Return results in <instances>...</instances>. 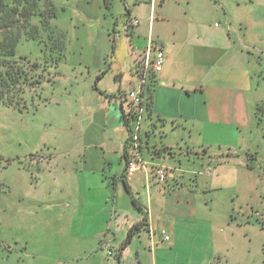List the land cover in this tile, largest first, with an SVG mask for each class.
Returning <instances> with one entry per match:
<instances>
[{
	"label": "crops",
	"instance_id": "obj_1",
	"mask_svg": "<svg viewBox=\"0 0 264 264\" xmlns=\"http://www.w3.org/2000/svg\"><path fill=\"white\" fill-rule=\"evenodd\" d=\"M63 6L72 28L81 26L71 38L78 43L70 61L71 85L81 90L70 96L86 99L79 119L88 122L78 142L89 135L91 143L81 142L75 162L57 167L59 205L72 210L82 234L97 227L99 240L113 229L102 247L121 248L142 224L127 247L107 251L118 264H195L204 252L221 258L203 209L217 202L216 191L234 194L255 173L249 154L264 138V0H69ZM149 47L162 49L165 62L144 94L151 98L138 153L144 166L130 172L133 148L122 113L130 112L127 94L138 89ZM157 118L162 129L151 125ZM158 167L168 169L165 182Z\"/></svg>",
	"mask_w": 264,
	"mask_h": 264
},
{
	"label": "rangeland",
	"instance_id": "obj_2",
	"mask_svg": "<svg viewBox=\"0 0 264 264\" xmlns=\"http://www.w3.org/2000/svg\"><path fill=\"white\" fill-rule=\"evenodd\" d=\"M55 2L58 12L53 21L57 31L54 43L46 40L44 45L42 41L29 40L17 48V58L38 65L40 83L33 87L24 84L20 94L22 109L0 102V264H118L116 256L106 253L110 248L119 253L127 247L128 234L121 248L107 243L102 247L101 242L114 238L113 229L106 230L108 236L101 235L99 240L97 227L82 234L78 218L58 202L62 196L59 181L54 178L57 167L75 162L77 147L91 142L89 135L82 144L78 142L84 132L83 123L88 122L79 119L86 99L83 94L76 100L70 96L73 89L81 88L71 85L76 80L70 62L75 60L71 51L78 43L71 38L81 26L72 28L69 14L63 12L69 0ZM59 53L64 56L61 61L57 59ZM54 58L58 66L46 68V62L50 65ZM261 92L264 94V85ZM260 119L264 132V100ZM254 147L249 156L255 173L248 180L244 178L242 186L239 182L234 194L216 191L217 202H209L210 206L203 209L205 221L214 226L210 243L221 258H207L204 252L203 260L198 258L195 264L262 263L264 138ZM211 149L223 153L219 147Z\"/></svg>",
	"mask_w": 264,
	"mask_h": 264
},
{
	"label": "trees",
	"instance_id": "obj_3",
	"mask_svg": "<svg viewBox=\"0 0 264 264\" xmlns=\"http://www.w3.org/2000/svg\"><path fill=\"white\" fill-rule=\"evenodd\" d=\"M57 12L55 0H0V102L4 105L22 109L20 94L24 91V84H31L30 87H33L40 83L38 65L24 61V58H17V48L23 41L29 40L42 41L44 45L47 44L46 40L54 43L57 31L53 21L57 17ZM63 47L59 46L62 51L65 50ZM61 49L59 52H62ZM49 51L53 53V50ZM63 58L64 56L59 53L57 59L61 61ZM54 59L50 61V65L46 62L45 67L56 68L58 62L56 58ZM150 100L151 98L147 103L148 113L151 111ZM130 106L129 114L122 113V121L131 134L137 117V108L132 102ZM151 125L159 129L164 126L163 121L158 118L156 123ZM141 227L142 224H137L130 229L127 244ZM261 264H264V258Z\"/></svg>",
	"mask_w": 264,
	"mask_h": 264
},
{
	"label": "built area",
	"instance_id": "obj_4",
	"mask_svg": "<svg viewBox=\"0 0 264 264\" xmlns=\"http://www.w3.org/2000/svg\"><path fill=\"white\" fill-rule=\"evenodd\" d=\"M139 2H146L153 0H137ZM138 20H132V25H137ZM165 62V53L162 49L153 50L152 47H149L144 54V58L136 74L137 86L138 89H134L127 94V99L133 103L137 108L136 121L134 124L133 132L130 134V144L133 148V154L128 159V170L134 172L138 163L140 162L142 166L144 163L139 160V150H140V134L142 132V124L144 116L147 112V103L145 91L149 90L152 86V75L153 73H159L162 71ZM156 176L159 181L165 182L168 178L169 172L166 167H158L155 169ZM163 234H165L163 232ZM165 240H169L167 235L164 236ZM109 255H112V252H108Z\"/></svg>",
	"mask_w": 264,
	"mask_h": 264
}]
</instances>
